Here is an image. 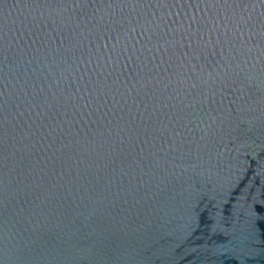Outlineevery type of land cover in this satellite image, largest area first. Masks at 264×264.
Wrapping results in <instances>:
<instances>
[{
  "label": "water",
  "instance_id": "obj_1",
  "mask_svg": "<svg viewBox=\"0 0 264 264\" xmlns=\"http://www.w3.org/2000/svg\"><path fill=\"white\" fill-rule=\"evenodd\" d=\"M0 264H264V0H0Z\"/></svg>",
  "mask_w": 264,
  "mask_h": 264
}]
</instances>
